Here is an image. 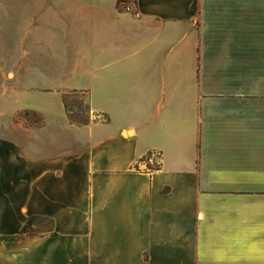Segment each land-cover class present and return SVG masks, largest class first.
Here are the masks:
<instances>
[{"label": "crops", "instance_id": "obj_1", "mask_svg": "<svg viewBox=\"0 0 264 264\" xmlns=\"http://www.w3.org/2000/svg\"><path fill=\"white\" fill-rule=\"evenodd\" d=\"M127 1L0 0V264H264V0Z\"/></svg>", "mask_w": 264, "mask_h": 264}, {"label": "rangeland", "instance_id": "obj_2", "mask_svg": "<svg viewBox=\"0 0 264 264\" xmlns=\"http://www.w3.org/2000/svg\"><path fill=\"white\" fill-rule=\"evenodd\" d=\"M65 103L68 108L72 111V117L76 120H85L88 117L89 105L88 98L81 92L77 93H66ZM101 119L102 116L97 117Z\"/></svg>", "mask_w": 264, "mask_h": 264}, {"label": "built area", "instance_id": "obj_3", "mask_svg": "<svg viewBox=\"0 0 264 264\" xmlns=\"http://www.w3.org/2000/svg\"><path fill=\"white\" fill-rule=\"evenodd\" d=\"M118 5L122 10L134 13L136 17H139L141 15L139 10H135L133 8V5L131 3H129L127 0H119ZM151 158H152V154L148 155L147 161L150 164L153 163L155 166H158L159 162L153 161V160H151Z\"/></svg>", "mask_w": 264, "mask_h": 264}, {"label": "trees", "instance_id": "obj_4", "mask_svg": "<svg viewBox=\"0 0 264 264\" xmlns=\"http://www.w3.org/2000/svg\"><path fill=\"white\" fill-rule=\"evenodd\" d=\"M73 93H77V92H73ZM83 94L86 95L85 93H83ZM86 98H87V95H86ZM64 101H65V96H64ZM66 108L68 110V115H69L71 121H74V122H76L78 124H87L90 121V116L89 115H88V117L85 120H76V119H74L72 117V111L68 108L67 104H66ZM105 119H107L106 116H105Z\"/></svg>", "mask_w": 264, "mask_h": 264}]
</instances>
